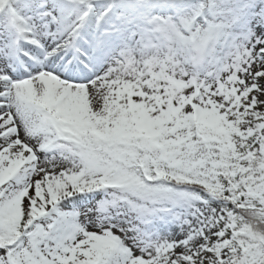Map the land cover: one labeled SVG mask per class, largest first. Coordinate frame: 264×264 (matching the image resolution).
Segmentation results:
<instances>
[{
    "label": "snow or ice",
    "instance_id": "obj_1",
    "mask_svg": "<svg viewBox=\"0 0 264 264\" xmlns=\"http://www.w3.org/2000/svg\"><path fill=\"white\" fill-rule=\"evenodd\" d=\"M7 3L0 264H264V0Z\"/></svg>",
    "mask_w": 264,
    "mask_h": 264
},
{
    "label": "rangeland",
    "instance_id": "obj_2",
    "mask_svg": "<svg viewBox=\"0 0 264 264\" xmlns=\"http://www.w3.org/2000/svg\"><path fill=\"white\" fill-rule=\"evenodd\" d=\"M111 1H109V0H94V4H96V5H107L108 6V4L110 3ZM7 6H9V4L7 3V0H5V3L3 4V5H0V12H2V10L5 8V7H7ZM106 8V7H105ZM159 56H164V54H165V48H160L159 50H158V53H157ZM139 59V58H138Z\"/></svg>",
    "mask_w": 264,
    "mask_h": 264
},
{
    "label": "bare ground",
    "instance_id": "obj_3",
    "mask_svg": "<svg viewBox=\"0 0 264 264\" xmlns=\"http://www.w3.org/2000/svg\"><path fill=\"white\" fill-rule=\"evenodd\" d=\"M93 10V9H92ZM162 57V56H161Z\"/></svg>",
    "mask_w": 264,
    "mask_h": 264
}]
</instances>
